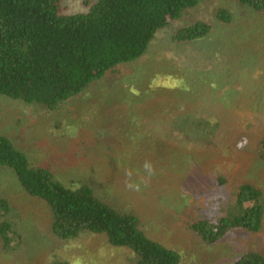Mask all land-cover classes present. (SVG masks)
Instances as JSON below:
<instances>
[{
    "label": "rangeland",
    "instance_id": "374dc122",
    "mask_svg": "<svg viewBox=\"0 0 264 264\" xmlns=\"http://www.w3.org/2000/svg\"><path fill=\"white\" fill-rule=\"evenodd\" d=\"M97 1L65 0L63 13L85 14ZM221 12L232 22H223ZM200 21L212 26L208 38L175 41L179 30ZM199 117L224 122L214 144L189 135L196 142L161 145L173 118L186 124ZM0 134L65 186L84 181L101 200L133 211L149 238L178 252L180 264H232L247 253L264 254V221L259 233L236 230L215 245L190 229L234 209L239 185L264 192V12L236 0H203L160 31L139 60L55 109L0 96ZM0 199L12 208L13 227L11 246L0 237V264H138L132 250L112 247L101 235L59 240L50 205L1 165Z\"/></svg>",
    "mask_w": 264,
    "mask_h": 264
},
{
    "label": "trees",
    "instance_id": "16d2710c",
    "mask_svg": "<svg viewBox=\"0 0 264 264\" xmlns=\"http://www.w3.org/2000/svg\"><path fill=\"white\" fill-rule=\"evenodd\" d=\"M64 1L0 0V96L55 109L118 67L139 60L160 31L203 0H98L87 13L76 15L63 13ZM236 1L264 12V0ZM219 18L232 22L226 12ZM211 33L212 26L200 21L179 30L175 41L191 43ZM209 119L199 117L183 124L180 118H173L167 123L161 145L166 146L171 139L196 142L189 135L198 136L196 143L214 144L218 133L224 131V122ZM259 146L264 162V139ZM0 165L13 169L32 197L50 205L59 240L70 241L91 233L104 236L112 247L132 250L138 264H180L178 252L149 238L133 211L101 200L84 181L78 186H65L51 170L32 166L26 155L1 134ZM225 179L220 176L218 184L224 185ZM11 215L10 204L0 199V237L5 247L13 241L12 222L8 221ZM263 221L264 192L243 183L238 186L234 209L215 220L203 218L192 223L190 229L207 245H215L236 230L259 233ZM52 264L72 262L56 260ZM232 264H264V254L247 253Z\"/></svg>",
    "mask_w": 264,
    "mask_h": 264
},
{
    "label": "clouds",
    "instance_id": "9594fccd",
    "mask_svg": "<svg viewBox=\"0 0 264 264\" xmlns=\"http://www.w3.org/2000/svg\"><path fill=\"white\" fill-rule=\"evenodd\" d=\"M143 167L148 170L149 172L152 171V165L150 164V162H145V164L143 165ZM129 187H132V185H129ZM138 187V186H137Z\"/></svg>",
    "mask_w": 264,
    "mask_h": 264
}]
</instances>
